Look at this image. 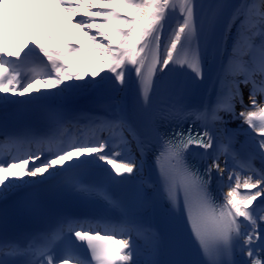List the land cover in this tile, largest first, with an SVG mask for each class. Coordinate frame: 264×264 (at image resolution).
Instances as JSON below:
<instances>
[{
  "label": "snow or ice",
  "instance_id": "1",
  "mask_svg": "<svg viewBox=\"0 0 264 264\" xmlns=\"http://www.w3.org/2000/svg\"><path fill=\"white\" fill-rule=\"evenodd\" d=\"M52 2L90 47L13 50L0 24V264H264V0Z\"/></svg>",
  "mask_w": 264,
  "mask_h": 264
},
{
  "label": "bare ground",
  "instance_id": "2",
  "mask_svg": "<svg viewBox=\"0 0 264 264\" xmlns=\"http://www.w3.org/2000/svg\"><path fill=\"white\" fill-rule=\"evenodd\" d=\"M9 3H10L9 6L6 8L7 13H8L7 16H8V19H13L15 22V23H10V22L9 23L13 24L14 25L13 27L20 32V38L19 39L17 38L15 41H12V43L10 44V46L13 47V50L21 49L25 45V43H28V42H32V43L44 42L45 40L44 33H47L51 37V39L45 43V47L48 49L62 48L63 47V44L61 43L62 38L67 39L68 41L72 43H77L79 45H82L84 47H90V45L85 43V39H84V36L81 30L76 28L74 24L69 22L68 13H65L61 11V9L57 8L55 4L52 2V0H46V3L42 5L34 4L32 3V0H11ZM27 3H29L31 6L30 11L24 10L23 8V6H25ZM37 5H39L40 7L43 6L44 7L43 10L42 11L36 10L34 7L37 8ZM31 11L36 14L35 16L36 18L32 19L31 26H29L28 28H25L23 31L22 27L24 26V24L22 23V20ZM19 15H21L23 19H18ZM80 18H81L80 16L76 17V19H80ZM42 24L44 25V27ZM4 29L8 30L7 27H5ZM9 30L12 31L11 29ZM6 32L10 33L9 31H6ZM61 32L63 34H61ZM72 59L75 60V58H72ZM69 70L71 71L73 69L70 68ZM38 87H40V85H38ZM204 98H206V93L203 96V99ZM81 106L84 108H87V105L83 101L81 102ZM236 124L237 125L235 127H239L241 124V121H237ZM243 127L247 129V125H243ZM252 134L256 135L255 133H252ZM240 135L244 137L243 134H240ZM236 147L239 148V146L237 145ZM222 157L223 156H221L220 158L221 167H223L224 161H225L222 159ZM228 163H230L229 165L231 167L232 162L229 161ZM104 166L108 168L109 171H112L111 166L107 164H105ZM146 174L147 172L141 171L138 174V176L134 179L142 180ZM224 191L226 192L227 188H224ZM241 191H243V189H241Z\"/></svg>",
  "mask_w": 264,
  "mask_h": 264
},
{
  "label": "rangeland",
  "instance_id": "3",
  "mask_svg": "<svg viewBox=\"0 0 264 264\" xmlns=\"http://www.w3.org/2000/svg\"><path fill=\"white\" fill-rule=\"evenodd\" d=\"M234 124H235V122H234Z\"/></svg>",
  "mask_w": 264,
  "mask_h": 264
}]
</instances>
